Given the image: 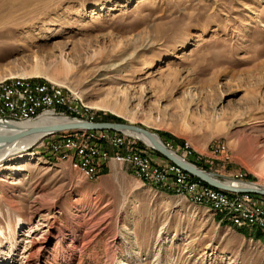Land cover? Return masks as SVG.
<instances>
[{
    "label": "rangeland",
    "instance_id": "374dc122",
    "mask_svg": "<svg viewBox=\"0 0 264 264\" xmlns=\"http://www.w3.org/2000/svg\"><path fill=\"white\" fill-rule=\"evenodd\" d=\"M0 20V80L61 86L96 122L142 127L189 161L182 140L199 168L264 188V0H0ZM62 62L57 83L19 76ZM65 132L0 162V264H264V230L113 161L88 179L50 151Z\"/></svg>",
    "mask_w": 264,
    "mask_h": 264
},
{
    "label": "built area",
    "instance_id": "2783aa9c",
    "mask_svg": "<svg viewBox=\"0 0 264 264\" xmlns=\"http://www.w3.org/2000/svg\"><path fill=\"white\" fill-rule=\"evenodd\" d=\"M45 113L62 118L96 122L94 114L79 112L76 98L70 97L66 92L56 89L54 86L43 84V81L36 80L27 84L7 82L0 85L1 125L30 122ZM128 136L125 132L120 131L86 130V135L77 137V139L55 140L54 138L49 145L52 154L63 159H72L71 168L82 173L88 179L94 180L98 175V170L113 161L125 166L141 182H153L162 184V186L175 184L177 195H188L195 198L197 202L212 205L223 203L224 207H229L228 201L215 200L210 193L201 191L200 188L195 186L186 185L185 177L191 174L174 175V167L180 166L172 162L161 165L155 163L152 157H137V149L146 148V144L141 147L129 143ZM164 144L172 150L170 143ZM63 146H70V154H63ZM185 147L189 146L184 142L182 148L184 152ZM209 150L221 151L220 159L222 160L230 158L229 153H225L218 143L210 146ZM185 155L190 156L189 154ZM194 157L198 162L203 159L200 155ZM234 180L246 182L243 179ZM245 195H248V193L245 192ZM253 203L258 204L261 209L264 196L256 194V201ZM232 210L238 209L232 208ZM251 221H253L252 218Z\"/></svg>",
    "mask_w": 264,
    "mask_h": 264
},
{
    "label": "bare ground",
    "instance_id": "6f19581e",
    "mask_svg": "<svg viewBox=\"0 0 264 264\" xmlns=\"http://www.w3.org/2000/svg\"><path fill=\"white\" fill-rule=\"evenodd\" d=\"M2 20H0L1 24ZM18 26V25H17ZM68 70V65L64 62H62V67H42L38 63H35L29 70H23L19 76L21 77H42L52 83H57V79L54 76V73L57 71H65ZM109 71V70H108ZM54 72V73H53ZM111 72V71H110ZM36 80H22V79H2L0 80V85L5 84L7 82H12V83H19V84H27L30 82H33ZM45 85L49 86H54L56 89H61L64 92L67 93V95H70L65 88L61 86H56V85H50L45 82H43ZM124 97V96H123ZM74 98V97H72ZM125 100V99H124ZM77 107L79 108V105L77 104ZM109 107V106H106ZM82 108V106H81ZM86 110V109H85ZM82 111L83 113H88L87 111H84L79 108V112ZM59 119H63L62 117H57L54 115H51L49 113L42 114L37 118V120L30 121V122H24V123H12L14 124L16 129H10L7 128L6 126H1L0 127V134H16L21 132L24 128L28 126H33V125H43L47 123H51L54 121H57ZM126 135L132 136L144 144H146L149 147H153L152 141L145 135L141 133H135V132H130V131H125ZM86 135V131H73V132H65L62 133L57 139L55 140H74L77 139V137H81ZM155 140L157 142H161V139L157 135H153ZM42 138V135L39 134H33L26 136L24 138L18 139L14 142L11 143H5V144H0V162L2 161L3 157L6 155H11L16 152H19L20 149H25L26 147L38 142ZM223 148L224 152L225 146H220ZM185 149H189V147H185ZM191 151V150H190ZM188 154H191V152L186 151ZM213 156H217L221 154V151H211ZM63 154H70V146H63ZM137 157H151L149 153H144L140 152L137 149ZM221 157V155H220ZM62 158V157H61ZM71 163H72V159ZM188 172L185 171L182 167H174V175H187ZM229 179V178H228ZM92 180V179H91ZM144 183V182H143ZM153 183V182H151ZM229 186H243L245 188H257L256 183H251V182H241L237 181L234 179L227 180L225 182ZM155 184V183H154ZM185 184L190 185V186H195L197 188H200L201 191H206L210 193L214 197L215 200H220V201H228V206L229 207H224L223 203H216V204H208L205 202H197L195 198H192L188 195H181L185 197L187 200L190 202H194L199 205H206L208 206L209 209H211L214 213H218L222 216V219L228 222L233 227H241V228H255V229H261L264 230V203H261V209L259 208V205L256 203H253L256 201V196H254L253 193H248V195H245V193H237V192H231V193H226L221 190L215 189L206 183H203L202 180L200 179H190L189 176L185 177ZM159 185V184H158ZM166 186L169 190L172 192L176 193V185L175 184H167L164 185ZM232 208H237L238 210H232ZM243 213V214H242ZM251 218L253 221H251ZM257 222H262V223H257ZM49 227H53V224H51ZM56 235V237L59 238V246L61 248L65 247V244L67 241L70 239V234H61L59 233L58 230H54L52 235ZM35 240L31 239L29 241V245L31 251L28 253V256L33 258H39V248L38 246H35ZM58 247L55 249L56 255L62 256L67 259V262H71L74 257L76 256L75 251H69L68 256L66 255V251L63 250H58ZM34 248H37L36 250H32ZM65 254V255H64Z\"/></svg>",
    "mask_w": 264,
    "mask_h": 264
},
{
    "label": "water",
    "instance_id": "95a60500",
    "mask_svg": "<svg viewBox=\"0 0 264 264\" xmlns=\"http://www.w3.org/2000/svg\"><path fill=\"white\" fill-rule=\"evenodd\" d=\"M1 126H6L10 129H16L12 123L0 124ZM81 130H89V131H99V130H110V131H130L135 133H141L147 136L153 143V149L157 151L161 156L166 158L168 161L182 167L185 171H187L192 176L202 180L207 185L221 190L226 193L237 192V193H253L264 196V188H245L243 186H229L226 184V181L221 179V176L214 172H208L203 169H200L193 163L187 161L183 156L177 154L175 151L169 149L162 141L157 142L153 137V133L147 131L146 129L119 122H89L85 120H74L70 118H63L57 121L43 124V125H33L24 128L21 132L16 134H0V144L11 143L18 139L24 138L29 135L39 134L45 136L47 134H54L58 132L65 131H81Z\"/></svg>",
    "mask_w": 264,
    "mask_h": 264
},
{
    "label": "trees",
    "instance_id": "16d2710c",
    "mask_svg": "<svg viewBox=\"0 0 264 264\" xmlns=\"http://www.w3.org/2000/svg\"><path fill=\"white\" fill-rule=\"evenodd\" d=\"M96 121H97V120H96ZM177 145H179V146H181V148H183V147H184V141L179 140L178 143H177ZM185 150L191 152L190 156H188L189 161L192 162V163H194L195 165H197V166H199V167H202V163L198 162V161L195 159V157L193 156L194 154H193L192 150H191V151H190V149H185ZM154 152H156L158 155H160L157 151H154ZM169 162H170V161H169ZM202 168H203V167H202ZM189 178H190V179H197L196 177H194V176H192V175H189ZM203 183H204V182H203Z\"/></svg>",
    "mask_w": 264,
    "mask_h": 264
},
{
    "label": "crops",
    "instance_id": "0c3cea01",
    "mask_svg": "<svg viewBox=\"0 0 264 264\" xmlns=\"http://www.w3.org/2000/svg\"><path fill=\"white\" fill-rule=\"evenodd\" d=\"M150 156L152 157L153 161L155 163H158V164H165L167 162H169L166 158H164L163 156L161 155H158V154H150Z\"/></svg>",
    "mask_w": 264,
    "mask_h": 264
}]
</instances>
